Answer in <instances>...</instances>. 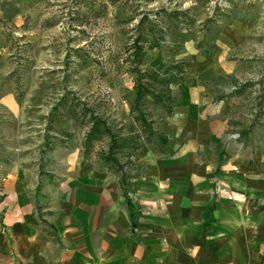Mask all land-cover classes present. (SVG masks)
<instances>
[{
	"label": "rangeland",
	"instance_id": "obj_1",
	"mask_svg": "<svg viewBox=\"0 0 264 264\" xmlns=\"http://www.w3.org/2000/svg\"><path fill=\"white\" fill-rule=\"evenodd\" d=\"M182 91L264 138V0H0L6 155L79 145L126 183Z\"/></svg>",
	"mask_w": 264,
	"mask_h": 264
},
{
	"label": "crops",
	"instance_id": "obj_2",
	"mask_svg": "<svg viewBox=\"0 0 264 264\" xmlns=\"http://www.w3.org/2000/svg\"><path fill=\"white\" fill-rule=\"evenodd\" d=\"M180 95L125 192L79 145L34 163L1 139L0 264H264V138L255 126L241 139L211 99Z\"/></svg>",
	"mask_w": 264,
	"mask_h": 264
},
{
	"label": "trees",
	"instance_id": "obj_3",
	"mask_svg": "<svg viewBox=\"0 0 264 264\" xmlns=\"http://www.w3.org/2000/svg\"><path fill=\"white\" fill-rule=\"evenodd\" d=\"M135 96H136L135 99H138V97H139V93H136ZM163 141H164V137H163L162 142H163ZM121 182H122V181H121ZM125 184H126V183H124V182L121 183L124 192H125ZM130 218H131V228H133V227L135 226V222H134V220H133V215H132V213H130Z\"/></svg>",
	"mask_w": 264,
	"mask_h": 264
},
{
	"label": "built area",
	"instance_id": "obj_4",
	"mask_svg": "<svg viewBox=\"0 0 264 264\" xmlns=\"http://www.w3.org/2000/svg\"><path fill=\"white\" fill-rule=\"evenodd\" d=\"M226 198L230 200L232 198V195L228 194Z\"/></svg>",
	"mask_w": 264,
	"mask_h": 264
}]
</instances>
